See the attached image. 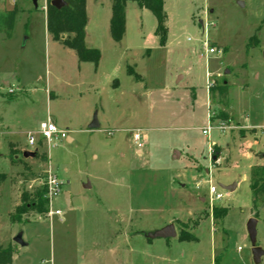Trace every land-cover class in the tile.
I'll use <instances>...</instances> for the list:
<instances>
[{"label": "rangeland", "instance_id": "rangeland-1", "mask_svg": "<svg viewBox=\"0 0 264 264\" xmlns=\"http://www.w3.org/2000/svg\"><path fill=\"white\" fill-rule=\"evenodd\" d=\"M112 1L86 0L94 65L52 39L47 0H0V246L12 264H264L246 230L254 218L264 252V193L254 201L250 189L252 169L264 166V0H163L164 46L152 13L134 2L114 42ZM221 84L225 118L209 94ZM47 115L71 141L28 146ZM208 124L225 131L203 135ZM35 148L37 157L22 156ZM48 171L60 182V213L12 222L22 192ZM169 224L175 238L144 236ZM20 232L24 247L13 242Z\"/></svg>", "mask_w": 264, "mask_h": 264}, {"label": "trees", "instance_id": "trees-1", "mask_svg": "<svg viewBox=\"0 0 264 264\" xmlns=\"http://www.w3.org/2000/svg\"><path fill=\"white\" fill-rule=\"evenodd\" d=\"M52 0H47L46 9V29L51 34L54 41L59 42L64 47L74 51L79 62H90L97 65L100 59V52L96 49L87 48L84 44V29L86 25V0H65L66 5L56 9L50 5ZM127 2H134L140 9H148L156 20L154 35L158 44L164 46L167 41V16L164 11L163 0H113L111 5V17L109 22L110 36L114 42H119L124 34L125 14L124 9ZM264 25V19L262 20ZM217 91L218 104L224 109H219L221 118L227 116L228 89L226 84H221L209 90V94L214 98ZM18 151L11 149V162L18 163ZM35 153L34 157H37ZM44 160V155H41ZM35 176V174H33ZM6 176L0 173V184L4 182ZM38 178V177H37ZM46 172H43L39 179L41 183L31 192H22L21 203L10 213L12 222L22 221L24 215L46 216L48 212V201L46 198V186L44 181ZM250 189L254 201L258 194L264 193V166L253 168L251 171ZM13 253L9 246L0 248V264H12Z\"/></svg>", "mask_w": 264, "mask_h": 264}, {"label": "built area", "instance_id": "built-area-1", "mask_svg": "<svg viewBox=\"0 0 264 264\" xmlns=\"http://www.w3.org/2000/svg\"><path fill=\"white\" fill-rule=\"evenodd\" d=\"M204 53L207 55L208 53L212 54L215 52L214 48H207L206 42L204 43ZM262 127L264 128V121ZM225 131V127L220 125L212 126L208 124L207 126L201 129V133L203 135L208 136L210 131L212 130ZM69 132L64 129H60L56 126L50 115H47L46 119L39 123L38 128L33 132H27V143L28 146L34 148L38 145L39 139L44 141L46 145L51 147L53 144H56L60 140H64L68 138ZM133 140L137 143V147L141 148V133L139 130L133 131ZM37 152V148L35 150ZM44 185L46 186V198L48 201V212L47 216L52 218L55 215H58L59 211L52 210V201L53 199L60 193V182L56 179V177L50 172H46V178L44 181ZM209 194L211 199L214 201H219L223 198L221 193H218L214 186H210Z\"/></svg>", "mask_w": 264, "mask_h": 264}, {"label": "water", "instance_id": "water-1", "mask_svg": "<svg viewBox=\"0 0 264 264\" xmlns=\"http://www.w3.org/2000/svg\"><path fill=\"white\" fill-rule=\"evenodd\" d=\"M32 3L34 5V7H37V0H32ZM50 5L56 9H60L62 7H64L66 5L65 0H52L50 2ZM242 5V4H240ZM91 129H97L98 128V123L96 120V116L94 115L93 120L89 126ZM36 151H23L22 152V156L24 158H34ZM236 184H232L230 186L224 187V189H226L227 191H233L235 188ZM86 188L89 187V185L87 184L85 186ZM65 196V201L66 204L68 206L69 204V194L67 192H65L64 194ZM256 223L257 221L254 218H250L247 221L246 224V230H247V234H248V238L250 241V245H251V252H252V256H253V260L255 263H259L260 262V257L264 254L263 250L261 248H259L256 245ZM144 236L149 239H156V238H162V239H167V238H175L176 237V231H175V227L173 224H169L167 226H164L158 230H155L153 232L150 233H144ZM13 242L19 246H26V243H24L22 241V232L18 233L14 238H13Z\"/></svg>", "mask_w": 264, "mask_h": 264}, {"label": "crops", "instance_id": "crops-1", "mask_svg": "<svg viewBox=\"0 0 264 264\" xmlns=\"http://www.w3.org/2000/svg\"><path fill=\"white\" fill-rule=\"evenodd\" d=\"M85 26H86V25H85ZM84 34H85V31H84ZM84 38H85V35H84ZM40 122H41V121H40ZM40 122H39V123H40ZM67 140H68V141H71V139H70L69 137L67 138ZM2 247H3V246H2ZM0 248H1V246H0ZM12 260H13V259H12Z\"/></svg>", "mask_w": 264, "mask_h": 264}]
</instances>
